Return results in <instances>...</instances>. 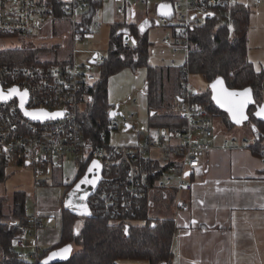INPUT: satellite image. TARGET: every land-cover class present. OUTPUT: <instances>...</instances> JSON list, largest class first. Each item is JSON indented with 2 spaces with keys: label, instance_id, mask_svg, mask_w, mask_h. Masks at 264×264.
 <instances>
[{
  "label": "built area",
  "instance_id": "1",
  "mask_svg": "<svg viewBox=\"0 0 264 264\" xmlns=\"http://www.w3.org/2000/svg\"><path fill=\"white\" fill-rule=\"evenodd\" d=\"M91 1L103 0H0L1 32L53 39V31L59 29V34L68 36L71 41V61L66 64L0 65V84L3 87L17 85L26 90L27 108L62 113L32 120L21 110L17 97L0 100V154L9 161L31 165L35 172V187L44 184L43 177L50 176L55 161L63 162L70 157L75 162L86 157L99 159L102 179L94 193L96 196L92 205L97 206V210L102 207L105 213L115 218H120L122 214H136V209H140L142 201L155 188L174 189L175 213L189 211L190 202L185 192L192 190L193 176L205 174L207 168L203 157L213 149L212 137L216 134L214 116L208 103L198 99L199 93L190 88L188 80L191 73L188 68L191 31L203 23L208 12L215 15L214 8L237 0H137L147 8L154 4L151 10L156 15L151 17L147 9L143 20H147L149 26L166 28L168 32L162 37L161 44L184 59L183 62H178L176 58L169 61L170 67L180 68L185 76L182 93L174 101V110L182 124L171 128L150 126L147 122L143 132L135 128L139 122L136 110L124 113L121 105L126 101L111 102L102 139L97 142L85 139L81 112L91 98L89 85L99 78L100 64L105 54L95 49L75 47L93 33L92 22L85 19ZM116 1L119 14L129 22L136 21L132 19L136 18L132 17L136 7L134 0ZM261 1L256 0V3ZM160 4L169 5L171 15L158 14ZM63 22L67 25L66 29ZM48 30L50 36L39 37ZM131 40L129 35L124 44L129 46ZM78 52H88V59L77 61ZM94 53L97 54L96 61L91 62ZM96 64L97 69L94 67ZM147 89L145 82L144 90ZM131 98L132 102H138L137 97L132 95ZM112 110L115 112L110 116ZM117 116H121V119H117ZM119 130L132 133L137 139L133 142L113 141V134ZM256 140L255 135L250 138H225L222 147H250ZM96 209L91 206V211ZM53 212L58 211L43 208L37 200L34 209L25 206L23 220L18 223V234L12 242V249L20 259L29 264H41L52 251L51 246L40 242L39 234L45 228L43 217ZM126 217L127 224L135 226L147 223L156 215ZM114 263L149 264L139 258L126 261L115 259Z\"/></svg>",
  "mask_w": 264,
  "mask_h": 264
},
{
  "label": "trees",
  "instance_id": "2",
  "mask_svg": "<svg viewBox=\"0 0 264 264\" xmlns=\"http://www.w3.org/2000/svg\"><path fill=\"white\" fill-rule=\"evenodd\" d=\"M101 7L102 1H91L89 15L86 14L85 19L92 21ZM214 10L213 17H206L201 25L195 26L191 31L192 47L188 68L193 73L201 74L209 82L222 78L231 89L252 90L254 101L247 108L248 119L244 122L253 125L251 133L257 136L256 142L249 148L255 155H262L264 119L258 117L257 111L264 108V68L257 70L248 56L252 11L240 1L216 7ZM140 18L134 22H129L126 18L117 19L109 24L108 49L100 64V76L89 85L88 92L91 98L81 112L82 129L87 141L97 142L102 139L108 120V109L111 106L110 78L125 68L136 70L145 67L150 126L173 128L182 124L174 110V101L182 93L184 73L180 68H172L169 64L153 65L148 62L153 43L149 39L148 30L142 31ZM125 34L132 38L129 46L124 44ZM5 35L8 33L0 31V65L52 66L71 61L70 39L67 40V47L58 43L56 47L58 52L47 58L39 52L42 48L34 43L18 46L2 44L1 39ZM56 49L54 47V50ZM198 99L208 103L214 117L220 115L228 127L233 125L226 113L214 104L210 89L201 92ZM90 161L91 157L78 161L76 177L66 187L64 194L84 174ZM8 163L9 160L0 154V183L7 177ZM95 194L89 198V204L93 209L98 208L92 205ZM175 196L174 189L155 188L142 201L140 209H136L138 210L136 214H122L120 218L105 213L102 207L92 210L91 215L83 216L62 208L61 238L51 248L75 245L76 249L58 264H115V259L126 261L133 258H139L149 264H171L173 254L171 238L175 231ZM27 204L28 193L25 190H15L11 195L0 194V264H29L20 259L12 249L13 239L18 234V223L23 220ZM150 214H155L156 217L145 224L129 226L125 219L126 216L142 218ZM78 219L82 220L79 227Z\"/></svg>",
  "mask_w": 264,
  "mask_h": 264
},
{
  "label": "crops",
  "instance_id": "3",
  "mask_svg": "<svg viewBox=\"0 0 264 264\" xmlns=\"http://www.w3.org/2000/svg\"><path fill=\"white\" fill-rule=\"evenodd\" d=\"M237 1L250 9L256 6L254 0ZM105 4L107 6V1L103 0L96 15ZM146 11L144 9L139 17L142 31L154 26L143 20ZM63 25L67 27L65 23ZM209 89L211 91L210 86ZM143 92L146 93L144 86ZM250 94L253 102L252 90ZM223 111L234 124L228 112ZM225 138L228 137L222 141L212 139L214 147L203 157L207 168L205 174L192 177L193 188L185 192L190 202L189 211L175 213L171 264H264V151L262 155H255L249 147L226 149L222 147ZM136 139L130 134L120 141L133 142ZM47 218L53 226L45 227L39 240L52 246L61 238L62 214L58 217L50 214ZM69 247L71 253L75 248ZM60 248L63 247L52 251Z\"/></svg>",
  "mask_w": 264,
  "mask_h": 264
},
{
  "label": "rangeland",
  "instance_id": "4",
  "mask_svg": "<svg viewBox=\"0 0 264 264\" xmlns=\"http://www.w3.org/2000/svg\"><path fill=\"white\" fill-rule=\"evenodd\" d=\"M106 1L107 6L105 4L102 11L94 17V22L92 25L93 33L86 36L82 41H79L75 45V47L81 49H95L104 54L107 53L110 29L109 24L112 20L123 19L125 17L120 15L117 11L116 0ZM133 2L136 4V7H134V13L132 15V17L136 16V18H132L133 20L138 21L139 17H141V15L139 14L142 13L144 9L149 10L148 14L151 17H154L156 15L155 12L151 10L154 9L153 3H151L147 8L140 5L137 0H134ZM254 4H256V6L254 5L251 8L252 12L249 24L248 56L249 59L253 61L255 68L257 70H260L264 68V2L257 4L256 0H254ZM157 12L158 14H161L160 9H158ZM49 31L50 30H48L44 35H40L39 37L50 36ZM167 32L168 30L166 28L157 25L151 27L148 30L149 39L153 43L148 58V62L150 64H169V61H171V59L173 58H176L178 62L184 61L181 55L174 54L172 51L168 50L161 44V39L167 34ZM54 33L56 34L50 41H40L36 38L33 39V37L29 36L28 34H8L1 39V43L7 46L28 45L34 43V45L42 48L39 52L43 54V57L50 58L58 52V49H56L58 43H60L63 47H67V40H69L68 36L66 37L63 34H59V29L54 31ZM43 47L48 48L44 49ZM54 47L56 50H54ZM88 56V52H78L77 61H86L88 59ZM94 67L95 69H97L98 64L94 65ZM145 72V67H139L136 70L125 68L120 72L112 75L109 83V99L112 100V103H118L119 101H123L124 99L126 103L121 105V109L124 111V113L136 110L138 113L139 122L135 125V128L143 132L146 126L145 123L148 122V106L146 93L143 92V86L145 84ZM217 79H220L223 82L222 78ZM188 80L190 88L198 93L207 91L211 83L201 74L193 72L189 74ZM222 84H224V86L232 92L236 90L229 88L224 82ZM131 95L138 97L139 101L132 102L133 99H130ZM117 119L120 120L121 116H117ZM214 123L216 127V134L214 137H212V139L222 141L224 137L250 138L252 135H254V133H251L253 125L247 121H243L242 123H234L232 126L228 127L224 123L222 116L219 115L214 117ZM120 127L122 128L123 124H121ZM130 134L119 130L117 131V133L113 134V141L117 142V140L127 139ZM94 159L97 160L102 167L101 161L96 158ZM53 168L54 170L50 174V176L43 177L44 184L40 185L39 187H35V172L32 166L9 161L6 168L7 177L0 183V194L11 195L15 190H25L28 193V206L34 209L37 200L43 208L55 209L58 211L51 214H57V217L61 216L62 212L60 213V210L64 208L62 204L63 197L65 195V189L73 181L71 179L75 176L76 171L79 169V163L75 162V159H72L70 157L63 162L55 161V163H53ZM58 202H60L61 204H58ZM49 216L50 214L44 216L45 227L47 228H51L53 226L49 223V220L47 218ZM81 223L82 220L78 219L77 227H79ZM72 246L76 249L75 245Z\"/></svg>",
  "mask_w": 264,
  "mask_h": 264
},
{
  "label": "water",
  "instance_id": "5",
  "mask_svg": "<svg viewBox=\"0 0 264 264\" xmlns=\"http://www.w3.org/2000/svg\"><path fill=\"white\" fill-rule=\"evenodd\" d=\"M161 4L158 6L160 11H161ZM162 15V14H160ZM214 13L213 12H208L206 14V17H213ZM125 39L129 38L128 34H125ZM97 54L94 53L93 57L90 59L91 62L96 61ZM217 81H221L220 79H216L210 83L211 87V97L214 100L215 104L222 108L223 110L227 111L231 120L235 123L236 119L233 117V111H230V108H235L236 104L243 100L246 99L247 103L244 105L243 108V113L248 119L247 115V108L248 106L252 103V98L251 94L250 97H229L226 95V92L231 93L232 91L228 90L224 84L222 85H217V87L214 89L212 86L216 84ZM224 82V81H223ZM225 83V82H224ZM16 88L19 90V94H13L10 98L17 97L19 100L20 108L23 111V113L30 119L32 120H42L45 118H50V117H55L58 111H48L44 109H30L26 107L27 101H28V92L24 89H20L17 85H13L10 87H3L0 84V89L4 91L5 94L8 93L9 90ZM226 90V92L224 91ZM245 90H249L248 88L243 89V90H235L233 92L235 93H242ZM27 92V96H23V93ZM23 96V99L21 97ZM9 98V99H10ZM8 100V99H7ZM23 105V106H21ZM262 108H260L257 113L260 112ZM115 110L110 111V116H113ZM26 113H33L37 118H33L32 115H27ZM46 114V115H45ZM258 117L264 119V115H258ZM247 119H242L240 123ZM94 162L99 165L98 168L94 167ZM102 179V167L101 164L93 159L90 161L86 171L84 174L74 183V185L65 193L63 197V206L64 208L68 209L72 213L76 215H91V208L89 204V198L95 193L100 181ZM87 180V183H82V181ZM64 246L63 248L51 251L48 256H46L42 261L41 264H58L59 262L65 260L68 258L70 255V252L64 253L62 250L65 248L69 247ZM53 253H57L56 256H53Z\"/></svg>",
  "mask_w": 264,
  "mask_h": 264
},
{
  "label": "snow or ice",
  "instance_id": "6",
  "mask_svg": "<svg viewBox=\"0 0 264 264\" xmlns=\"http://www.w3.org/2000/svg\"><path fill=\"white\" fill-rule=\"evenodd\" d=\"M161 14L162 15H171V11H170V6L169 5H161ZM259 70V69H258ZM222 81H217L216 84H214L212 87L215 89L217 87V85H222ZM226 92V90H224ZM250 89L249 90H245L244 92L242 93H235V92H231V93H228L226 92V95L229 96V97H236V96H240V97H250ZM13 94H19V90L16 89V88H13L11 90L8 91L7 94L4 93V91L2 89H0V100H7L9 99ZM23 96H27V92H24L23 93ZM23 96L21 97V99H23ZM247 103V100L246 99H243L241 101H239L237 104H236V107L235 108H230L229 110L230 111H233V117L234 119H236V122L237 123H240L242 119H247V117L244 115L243 113V108H244V105ZM23 106V105H21ZM27 115H32L33 118H37L35 116V114L33 113H26ZM46 115V114H45ZM56 115H62V113H57ZM257 115H264V108H262L260 110L259 113H257ZM94 167L98 168L99 165L96 164L94 162ZM88 181L85 180V181H82V183H87ZM64 253H67L70 251V247L69 248H65L64 250H62ZM57 253H53V256H56Z\"/></svg>",
  "mask_w": 264,
  "mask_h": 264
}]
</instances>
